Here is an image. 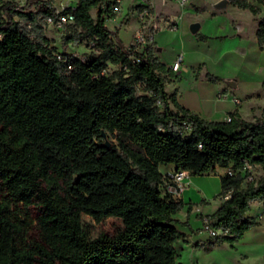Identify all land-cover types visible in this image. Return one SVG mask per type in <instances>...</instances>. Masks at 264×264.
<instances>
[{
  "label": "trees",
  "instance_id": "obj_1",
  "mask_svg": "<svg viewBox=\"0 0 264 264\" xmlns=\"http://www.w3.org/2000/svg\"><path fill=\"white\" fill-rule=\"evenodd\" d=\"M57 1L0 0V264H177L185 234L174 216L185 204L166 192L159 166L169 164L192 176L234 172L221 176L229 199L205 220L220 244L243 239L259 225L252 204H264V120L208 122L181 106L154 43L139 52L108 28L116 0H76L63 48L88 41L97 55L58 60L46 37ZM257 37L263 49L264 18ZM104 134L117 143L107 148ZM250 167L263 175L246 181ZM81 215L124 228L91 240Z\"/></svg>",
  "mask_w": 264,
  "mask_h": 264
},
{
  "label": "crops",
  "instance_id": "obj_2",
  "mask_svg": "<svg viewBox=\"0 0 264 264\" xmlns=\"http://www.w3.org/2000/svg\"><path fill=\"white\" fill-rule=\"evenodd\" d=\"M125 1H128L130 5V16L128 15L125 21H120V13L122 14ZM158 1L151 2L154 17L164 14L158 10ZM219 1L221 0H191L185 8L193 11L202 2L204 7L210 3L213 9H218L215 5ZM249 1L260 8L258 15L238 9L229 2L223 12L211 10L210 14L204 13L205 19L201 22L202 28L197 35L191 34V38H187L182 33L177 34L175 37L177 43H173L177 49L175 55L164 58L165 49L157 50L156 56L168 67L175 61L178 54H184L185 62L181 71L169 79L171 82L176 80L177 83L171 86L172 92L168 91V87L167 91L170 94L176 93L181 106L208 122H226L228 116L232 115L247 122L264 120V48L260 47L257 37L259 22L264 18V4L259 3L260 0ZM118 6L119 11L109 22L118 29L128 25L139 27L140 14L144 10L142 0H120ZM132 7L135 8L134 11H131ZM117 15L120 16L117 17ZM182 16L183 12L179 17ZM166 18L169 28L170 24L178 25L177 16H174L171 21L169 17L163 19ZM124 22L125 25H123ZM147 24L151 28V20H148ZM138 30L139 28L136 31ZM152 37V43L156 47L162 44L159 41L158 30L152 34ZM188 44L191 46L188 47ZM203 47L207 49L203 50ZM183 72L184 75H182ZM207 74L218 76L222 78V81L211 83L206 77ZM187 76L194 79L193 83L189 90L181 89L180 84L184 78L187 79ZM229 81L236 82L237 87L228 86ZM235 98L241 101L240 105L235 104ZM175 170L176 167L173 164L159 166V171L163 176ZM228 170L218 168L216 173L207 176H192L189 173L187 187L180 199L185 207L174 216V219L181 222L179 225L192 232V238L204 239L205 235L201 232L206 217L214 214L225 202L219 194L222 192L221 176L226 175ZM263 207V203H253L247 216L256 219ZM257 222L259 225L254 229L260 228V230L256 233H264V223L261 224L259 220ZM182 233L185 234V232Z\"/></svg>",
  "mask_w": 264,
  "mask_h": 264
},
{
  "label": "rangeland",
  "instance_id": "obj_3",
  "mask_svg": "<svg viewBox=\"0 0 264 264\" xmlns=\"http://www.w3.org/2000/svg\"><path fill=\"white\" fill-rule=\"evenodd\" d=\"M21 2L23 5L25 0H16ZM208 1V0H207ZM198 8L191 11L188 8L181 7L175 0H166L158 1V10H160L162 15H157L154 17L153 11H151V17L148 20H151V33L154 34L157 30L159 31V41L162 44L157 45L158 50L165 49L163 57L173 56L176 54V46H173V43H177L175 37L177 34H183L187 38H191V33L189 27L194 22H202L205 17L204 13L210 14V11L223 12L224 9H213L212 4H208L204 7V3L200 2ZM193 8H195L193 6ZM134 7L131 8V11H134ZM181 12L183 16L179 17ZM130 5L128 1L123 3L122 14L120 16V21H125L126 17L130 16ZM91 14L95 17L97 15V9H93ZM167 15V16H165ZM174 16H177L178 28L177 30H172L167 25L168 20L163 19L164 17H169V21L172 20ZM179 17V18H178ZM194 21V22H192ZM129 22V21H128ZM125 25V22L123 23ZM107 26L112 31H119V37L124 42L126 46H131L132 39L142 27L141 20L138 25H128L122 29L115 28V25L111 22L107 23ZM71 29V27H69ZM138 30V31H139ZM136 31V32H135ZM174 33V34H173ZM66 32L59 31L55 27L48 26L46 31V37L50 40L51 45L59 52L66 53L63 48L62 40ZM188 39H186L187 41ZM93 43L84 41L81 44L70 45L67 49V54L74 55L79 57L82 60L88 59L91 55H97V53L92 50ZM190 47L191 45H187ZM146 48V45L139 47L138 51L142 52ZM207 47H203V50H206ZM69 52V53H68ZM117 69L116 66L109 64L107 72H113ZM184 75V72L182 73ZM191 75V74H190ZM192 78L187 76V79H183L181 89L189 90L190 86L193 83ZM177 81H169L167 84L168 91L172 92V85L176 84ZM207 84V83H206ZM188 131L185 133L187 134ZM110 143H117L111 137H108ZM252 175L256 180H258L263 172L261 168H255L252 172ZM35 215V211L32 212ZM257 220L264 223V207L260 210L257 215ZM80 221L82 228L89 239H96L101 235H115L120 230L124 228V222L121 218L111 217L100 223L94 221V219L87 215H81ZM179 230L185 232V237L182 238L177 244V264H264V233L257 234L258 229H250L246 232L243 239L231 246L229 243L220 244L217 236H211L208 231L204 230L201 232L202 235H205L203 240H198L192 238V232L186 227L179 225Z\"/></svg>",
  "mask_w": 264,
  "mask_h": 264
},
{
  "label": "built area",
  "instance_id": "obj_4",
  "mask_svg": "<svg viewBox=\"0 0 264 264\" xmlns=\"http://www.w3.org/2000/svg\"><path fill=\"white\" fill-rule=\"evenodd\" d=\"M153 0H142V4L144 7V10L140 14L141 29L134 35L131 46L136 48L138 50L139 47H142L144 45H149L153 41L152 33L150 30V26L147 24L148 19L151 17V2ZM178 2V4L185 8L191 3V0H175ZM117 6L114 10L115 13L119 11L118 3L120 0H116ZM77 6L76 0H58L55 4V10L53 15L49 16L47 18V24L48 26L55 27L59 31L67 32L69 29V26L74 24L75 22V16L73 14V10ZM170 28L172 30H177L178 25L176 24H170ZM54 55L57 57L60 61H67V59L64 56L63 52H57L54 53ZM74 56V55H73ZM84 61V60H83ZM185 62V57L183 53H180L177 55L175 61L170 65V68L173 72L177 73L180 72ZM223 98V96H221ZM234 102L236 105H240L241 101L237 98L234 99ZM232 116H228L226 119V122H231ZM249 172L251 173L249 177H247L246 181H254L256 178L252 175V172L254 169L251 167L248 168ZM244 172H247V169H244ZM234 172L232 170H228L229 175H232ZM168 177V181L166 183V192L172 196V198L176 201L180 200L182 197V194L187 187V180L189 177V172L187 171H173L166 175ZM230 196H226L225 199H229ZM208 222L205 220L204 222V228L206 231L209 232L211 236H217L221 232L216 231L214 229H210L207 226Z\"/></svg>",
  "mask_w": 264,
  "mask_h": 264
},
{
  "label": "water",
  "instance_id": "obj_5",
  "mask_svg": "<svg viewBox=\"0 0 264 264\" xmlns=\"http://www.w3.org/2000/svg\"><path fill=\"white\" fill-rule=\"evenodd\" d=\"M228 4H229V0H221L215 5V7L218 8V9H224V8H226L228 6ZM201 28H202V24L200 22H194V23H192L190 25L189 30H190V33L192 35H197L200 32ZM227 84L231 88H236L237 87V83L234 82V81H229ZM104 136L106 138L105 146L107 148H109L110 147V142L108 141V139H107L105 134H104Z\"/></svg>",
  "mask_w": 264,
  "mask_h": 264
}]
</instances>
